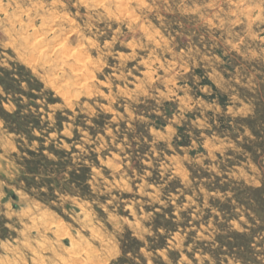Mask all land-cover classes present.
Masks as SVG:
<instances>
[{"label": "rangeland", "instance_id": "rangeland-1", "mask_svg": "<svg viewBox=\"0 0 264 264\" xmlns=\"http://www.w3.org/2000/svg\"><path fill=\"white\" fill-rule=\"evenodd\" d=\"M97 263L264 264V0H0V264Z\"/></svg>", "mask_w": 264, "mask_h": 264}, {"label": "bare ground", "instance_id": "bare-ground-1", "mask_svg": "<svg viewBox=\"0 0 264 264\" xmlns=\"http://www.w3.org/2000/svg\"><path fill=\"white\" fill-rule=\"evenodd\" d=\"M55 43V42H54ZM63 43V42H62ZM55 46V45H54ZM65 46V45H64ZM65 51V50H64ZM71 54V53H70ZM81 60V59H80ZM89 65V64H88ZM90 73V72H89ZM91 74V73H90ZM87 75V74H86ZM66 82V81H65ZM87 82V81H86ZM75 85V84H74ZM87 87V86H86ZM85 92V91H84ZM58 94V93H57ZM87 94V93H86ZM93 95V94H92ZM82 243V242H81ZM73 250V249H72ZM65 258V257H64ZM67 261V260H66ZM72 261V260H71ZM98 264V263H97Z\"/></svg>", "mask_w": 264, "mask_h": 264}]
</instances>
